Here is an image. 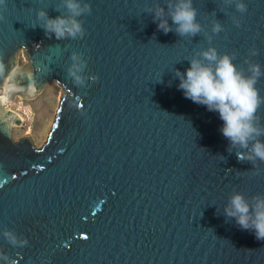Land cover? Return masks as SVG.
I'll return each instance as SVG.
<instances>
[{
    "label": "water",
    "instance_id": "water-1",
    "mask_svg": "<svg viewBox=\"0 0 264 264\" xmlns=\"http://www.w3.org/2000/svg\"><path fill=\"white\" fill-rule=\"evenodd\" d=\"M84 2L85 36L65 40L49 39L36 17L60 15V0L0 6V253L14 264H264V241L223 214L233 191L264 195V162L229 154L219 114L185 98L175 75L209 47L264 71V0H243L244 14L229 0H193L194 37L170 18L173 31L158 30L147 10L167 11V0ZM74 53L81 86L68 75ZM52 83L61 94L46 142L15 141L22 120L3 104ZM257 87L264 97V76ZM258 115L264 124V105Z\"/></svg>",
    "mask_w": 264,
    "mask_h": 264
},
{
    "label": "clouds",
    "instance_id": "clouds-1",
    "mask_svg": "<svg viewBox=\"0 0 264 264\" xmlns=\"http://www.w3.org/2000/svg\"><path fill=\"white\" fill-rule=\"evenodd\" d=\"M60 2L63 12L55 18H50L45 10L37 12V20L42 22L40 27L49 39L53 35L57 40L82 39L85 36V29L80 18L91 14L90 3L84 0ZM229 2L235 4L237 12L241 14L247 12L243 0ZM0 6H6V0H0ZM55 10L61 12V7L58 6ZM147 11L154 14L153 22H158V30L165 34L173 31L168 23L169 18L175 25V33L180 37H194L202 31V26L197 21V9L193 6V0H167V11L159 4ZM2 19L0 16V20ZM233 22L237 27L240 26L239 21L234 19ZM221 31L222 25L219 22L214 23L213 34ZM251 55H258V51H251ZM198 57H193L189 61L190 67L185 73L176 70L175 75L180 80L178 89L182 90L185 98L193 103L206 106L210 112H217L223 121L220 131L229 141L227 149L229 154L235 150L238 162H251L253 167H256L257 161L264 162V141L261 140V137H264V124L258 115L261 106L264 105V97L260 95V89L257 87L258 81L264 76V71L258 63H249L247 70L238 68L233 62L236 59L234 55H220L214 47L200 52ZM72 60L68 75L73 78L76 86H81L84 79L79 73L83 71L84 64L76 53L72 55ZM6 71V65L0 58V76H4ZM91 79L96 81L98 77ZM223 214L228 219H234L240 229L252 231L257 240L264 241V195L258 194L249 198L233 191ZM3 235L13 246H26L28 243L26 239L18 240L10 231H5ZM0 259L6 264H14V261H10L3 253H0Z\"/></svg>",
    "mask_w": 264,
    "mask_h": 264
},
{
    "label": "rangeland",
    "instance_id": "rangeland-1",
    "mask_svg": "<svg viewBox=\"0 0 264 264\" xmlns=\"http://www.w3.org/2000/svg\"><path fill=\"white\" fill-rule=\"evenodd\" d=\"M26 64L27 61L20 52L19 67ZM60 91L61 87L52 83L47 85L43 93L35 100H23L17 97L6 104L7 108L15 112L22 120L21 125L13 129L15 141L28 135L37 148L46 142L58 109Z\"/></svg>",
    "mask_w": 264,
    "mask_h": 264
},
{
    "label": "bare ground",
    "instance_id": "bare-ground-1",
    "mask_svg": "<svg viewBox=\"0 0 264 264\" xmlns=\"http://www.w3.org/2000/svg\"><path fill=\"white\" fill-rule=\"evenodd\" d=\"M6 104H7V103L3 104L4 108H5V109H9V108H7ZM5 106H6V107H5ZM9 110H10V109H9Z\"/></svg>",
    "mask_w": 264,
    "mask_h": 264
}]
</instances>
